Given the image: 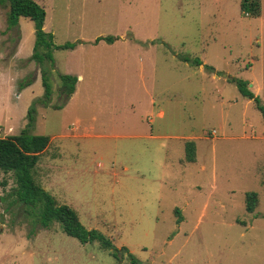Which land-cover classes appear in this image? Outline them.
Listing matches in <instances>:
<instances>
[{"label":"rangeland","instance_id":"obj_1","mask_svg":"<svg viewBox=\"0 0 264 264\" xmlns=\"http://www.w3.org/2000/svg\"><path fill=\"white\" fill-rule=\"evenodd\" d=\"M34 1L53 43L75 46L44 63L52 94L29 130L50 142L33 179L119 258L57 221L42 226L39 205L20 202L13 172L0 171V264H132L128 253L138 264H264V0L256 16L241 0ZM7 11L0 4V137L27 127L44 91L34 23L7 28ZM60 74L77 78L67 99Z\"/></svg>","mask_w":264,"mask_h":264},{"label":"trees","instance_id":"obj_2","mask_svg":"<svg viewBox=\"0 0 264 264\" xmlns=\"http://www.w3.org/2000/svg\"><path fill=\"white\" fill-rule=\"evenodd\" d=\"M260 0H241L240 8L248 15H259ZM8 4L7 11V28L13 27L18 23L19 17H27L34 23L35 40L31 58L34 59L41 67V79L44 87L43 94L34 100V103L27 111V127L22 129L18 134L0 137V171L13 172L17 188L15 194L18 200L24 204L38 206L40 224L44 227L51 222H59L62 230L67 235L76 238L81 243H87L94 240L111 250L115 258L118 257L117 250L113 248L111 240L105 237L96 229H87L80 221L75 210L67 204H57L54 197L37 184L32 175V169L37 163L40 154L46 149L50 142L47 135L32 134L29 130L34 123L35 104H47L52 94L51 85L48 81L47 70L44 67L45 62L53 65V49H71L74 48V42H65L63 44L53 43V36L50 32L43 29L45 20V10L34 0H0V4ZM116 38L113 36H99L95 39L97 43L100 40L113 42ZM186 62L194 65H200V59L182 58ZM61 80L60 92L67 99L74 92L77 78L70 74H60ZM236 82L239 91L242 94L254 96L245 88V83L232 79ZM258 108L264 114V106L255 98ZM57 108L60 105L56 106ZM195 146L191 141L185 144V159L189 162L195 160ZM258 202L257 193L249 192L245 197V207L248 212H253ZM178 210L176 209V213ZM181 219L178 218V222ZM126 250V249H125ZM127 251V250H126ZM128 252V251H127ZM128 257L132 264L140 263L131 253Z\"/></svg>","mask_w":264,"mask_h":264},{"label":"crops","instance_id":"obj_3","mask_svg":"<svg viewBox=\"0 0 264 264\" xmlns=\"http://www.w3.org/2000/svg\"><path fill=\"white\" fill-rule=\"evenodd\" d=\"M200 65H202V61H201V64ZM162 113L163 112L161 110L158 112L159 115H162Z\"/></svg>","mask_w":264,"mask_h":264}]
</instances>
